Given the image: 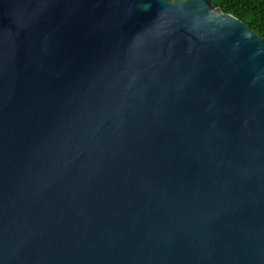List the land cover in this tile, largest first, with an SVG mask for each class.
<instances>
[{
    "label": "water",
    "instance_id": "95a60500",
    "mask_svg": "<svg viewBox=\"0 0 264 264\" xmlns=\"http://www.w3.org/2000/svg\"><path fill=\"white\" fill-rule=\"evenodd\" d=\"M0 264H264V41L212 0H0Z\"/></svg>",
    "mask_w": 264,
    "mask_h": 264
},
{
    "label": "trees",
    "instance_id": "16d2710c",
    "mask_svg": "<svg viewBox=\"0 0 264 264\" xmlns=\"http://www.w3.org/2000/svg\"><path fill=\"white\" fill-rule=\"evenodd\" d=\"M225 13L233 14L253 28L264 41V0H212Z\"/></svg>",
    "mask_w": 264,
    "mask_h": 264
}]
</instances>
